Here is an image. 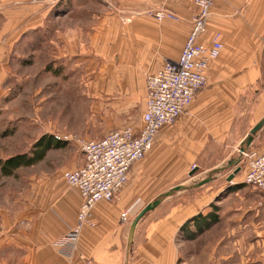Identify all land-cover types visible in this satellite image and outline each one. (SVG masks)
<instances>
[{
    "label": "crops",
    "instance_id": "obj_1",
    "mask_svg": "<svg viewBox=\"0 0 264 264\" xmlns=\"http://www.w3.org/2000/svg\"><path fill=\"white\" fill-rule=\"evenodd\" d=\"M164 8L180 20L159 22L149 15ZM196 10L191 0H0V97L6 96L3 87L12 70L11 58L45 49L52 70L59 68L56 66L96 70L90 90L81 91L80 96L112 101L118 116L135 105L138 114L132 124L139 126L147 97L146 78L179 59ZM122 12L132 13L125 27L121 25ZM216 33L221 34L224 47L207 71V86L173 125L160 131L151 155L149 152L144 165L133 166L117 198L94 208L95 227L84 228L75 247L57 245L76 225L82 197L77 189L54 182L42 192L39 208L24 212L23 201L15 200L14 215L7 206L1 209L0 264H264V207L256 206L261 233L249 239L244 227L255 223L245 222L243 215L219 222L218 212L211 207L219 192L212 189L187 204H161L139 222L132 246L129 242L134 215L150 203L147 201L167 183L187 174L195 160L211 153L209 144L227 143L242 117L250 118L249 130L264 117V0H216L200 42L210 45ZM77 75L81 77V73ZM250 92L255 100L250 110L243 112L242 99ZM258 141L264 149V129L258 133ZM241 167L243 178L245 168ZM200 187L177 194L200 192ZM245 189L229 196L247 194ZM19 196L15 194V198ZM125 211L131 215L129 224L121 222ZM199 215L203 218L198 225L209 222L208 230L198 234L193 223L182 230ZM220 229L225 232L218 235ZM191 231L197 239L210 237L212 252L205 261L204 254H194L189 260L179 257L177 238L184 239ZM239 232L241 237L235 238ZM235 246H244L245 253L234 256L230 250ZM217 247H224L221 257Z\"/></svg>",
    "mask_w": 264,
    "mask_h": 264
},
{
    "label": "rangeland",
    "instance_id": "obj_2",
    "mask_svg": "<svg viewBox=\"0 0 264 264\" xmlns=\"http://www.w3.org/2000/svg\"><path fill=\"white\" fill-rule=\"evenodd\" d=\"M120 18L121 25L124 27L128 26L132 20V13L122 12L120 13ZM22 59H24L23 62ZM10 64L12 70L8 81L3 87L6 96L0 97V160L4 161L25 153L31 154L35 144L45 136L54 137L55 139L56 136H70L74 141L72 143L66 142V145L61 148L50 149L40 162L33 166L19 169L12 176L2 175L0 170V221L1 209L4 206L12 210V215H14L15 200L23 201V211L26 212L28 209L30 212L35 206L39 208L40 201H42V192L52 183L55 182L56 184L69 187L62 180L63 173L80 168L83 161V155L77 140H97L112 129L124 127L139 129L141 126V124L139 126L132 124L138 114V108L135 105L126 107L127 112L124 116H118L114 115L112 101H95L93 100L94 98L80 96L81 91L85 90L88 93L90 90V84L95 79L96 70L72 71L71 69L64 70L60 68L61 66H56L59 68L52 70L50 69L51 65L48 62L45 49L43 53L29 52L27 55L17 53L11 58ZM40 65L44 67L43 70L37 69ZM77 73H81V77ZM81 79L85 83H82ZM81 83L84 86H81ZM247 95L246 98L242 99L241 103L243 112L249 111L255 100L253 92ZM249 119L246 116L242 117L235 129L237 132L233 134L227 143L215 146H211L213 145L212 143L209 144L213 150L211 153L208 152L203 157L195 160L187 174L178 181L167 183L155 197L147 202L155 201L158 197L178 185L189 186L199 182L205 177V173L209 169L226 167L220 174H216L214 182L198 188L200 192L176 194L174 197L164 200L162 205L177 206L187 204L199 197L207 189L217 190L219 192L218 197L214 200L211 207L215 212H218V221H225L227 218H236V216L241 217L243 215L245 222L249 224L255 223L253 226L244 227L243 233L248 236L247 238L255 239L261 233L260 230L262 228L261 225L257 224L261 220V215L256 211L257 204L258 208H260L259 204L262 201V197L260 199L258 192L243 182L241 170L235 175L233 180H227L238 167H244L243 158L239 166L236 167H227V161L238 157L241 142L250 131ZM113 124L115 126L107 131L106 129L109 125ZM119 124H125V126L119 127ZM251 147L261 148L258 135L255 137ZM151 152L149 153L150 155ZM146 157L137 162L135 166L144 165ZM193 167L195 168L193 169ZM243 188H246L247 194L241 193L237 196L236 194L229 196L232 191ZM220 189L224 190L220 192ZM15 194L21 195V197L15 198ZM144 206L140 210L145 208ZM232 209H236L234 213H231ZM137 213L134 216L138 215ZM129 222H131V215L127 224ZM222 232H225L224 229L218 230L217 234L219 235ZM65 235L59 238L57 243ZM192 235L196 234L193 232L185 235L184 239L189 238V240L177 238L176 242L181 245V247L178 246L180 248L179 257L183 260H189L194 254H204L203 258H205V261L206 256L212 252L208 245L210 237L205 236L197 239L195 236L191 237ZM181 237L184 236L181 235ZM238 237H241V232L235 235V238ZM223 249L224 247H219V251L216 249L218 255L223 254ZM244 249V246H235L230 251L234 256H240L245 253ZM216 251L215 255H217ZM220 255L219 257H221ZM183 260H180V262L182 263ZM216 264H223V262Z\"/></svg>",
    "mask_w": 264,
    "mask_h": 264
},
{
    "label": "built area",
    "instance_id": "obj_3",
    "mask_svg": "<svg viewBox=\"0 0 264 264\" xmlns=\"http://www.w3.org/2000/svg\"><path fill=\"white\" fill-rule=\"evenodd\" d=\"M191 1L197 10L179 59L167 62L156 73L147 76V97L140 128L124 127L97 140H77L84 163L78 169L65 171L62 180L80 192L82 203L76 225L57 243L60 247H74L84 228L95 227L94 208L100 202L115 200L128 183L133 166L153 149L160 131L173 125L207 86V71L224 47L220 33L213 36L210 45L200 42L207 33L216 0ZM149 15L159 22L180 20L178 15L165 8L149 12ZM56 139L74 141L70 136H56ZM243 159V182L261 193L259 206L264 207V149L250 147L244 152ZM129 217V211H125L121 214V222L126 224Z\"/></svg>",
    "mask_w": 264,
    "mask_h": 264
},
{
    "label": "water",
    "instance_id": "obj_4",
    "mask_svg": "<svg viewBox=\"0 0 264 264\" xmlns=\"http://www.w3.org/2000/svg\"><path fill=\"white\" fill-rule=\"evenodd\" d=\"M264 129V117L250 130V132L248 133V135L245 137V139L241 142L240 145V149H239V155L236 158H232L229 162L227 167H235L238 166L240 164V162L242 161L243 158V154L244 152H246L251 145L253 144V141L255 139V137L258 135V133H260L262 130ZM226 167H217L215 169H213L208 177L203 180L200 181L199 183H196L195 185H178L172 189H170L167 193H164L163 195H161L160 197H158L155 201L149 203L147 206H145V208L137 215V217L133 220V222L131 223L130 226V236H129V242L130 244H133V240H134V235H135V231L136 228L139 224V222L150 212L154 211L156 208H158L164 200L175 196L177 193L181 192V191H185V190H190V189H194L196 187H200V186H204L208 183H210L211 181H213L216 178V174L221 173L223 169H225ZM240 171V167H238L235 171L233 175H230V177L227 179L228 181H231L234 179L235 175L238 174Z\"/></svg>",
    "mask_w": 264,
    "mask_h": 264
},
{
    "label": "trees",
    "instance_id": "obj_5",
    "mask_svg": "<svg viewBox=\"0 0 264 264\" xmlns=\"http://www.w3.org/2000/svg\"><path fill=\"white\" fill-rule=\"evenodd\" d=\"M66 145V142L55 139L54 137H42L33 147V151L31 154L25 153L13 156L7 160H0V170L2 175L4 176H12L14 175L19 169L23 167H30L38 162H40L45 154L52 148H61ZM203 217L201 215L196 216L195 218L189 220L184 226L183 231L188 228V226L193 223L195 226L198 227L197 232L198 234L208 230L211 226V224L208 222L206 224L201 223L198 225V223L202 220ZM213 222L216 221V219L212 220ZM191 233H193L191 231ZM195 234V232H194ZM196 236L192 235L191 237Z\"/></svg>",
    "mask_w": 264,
    "mask_h": 264
}]
</instances>
